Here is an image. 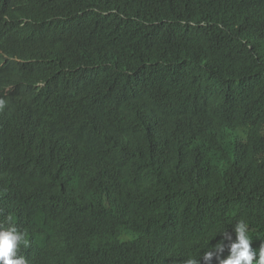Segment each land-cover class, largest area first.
<instances>
[{"label": "trees", "instance_id": "obj_1", "mask_svg": "<svg viewBox=\"0 0 264 264\" xmlns=\"http://www.w3.org/2000/svg\"><path fill=\"white\" fill-rule=\"evenodd\" d=\"M263 43L264 0L0 3V52L28 64L0 55V184L17 210L0 199V219L32 224L31 264H183L240 219L258 250Z\"/></svg>", "mask_w": 264, "mask_h": 264}, {"label": "clouds", "instance_id": "obj_2", "mask_svg": "<svg viewBox=\"0 0 264 264\" xmlns=\"http://www.w3.org/2000/svg\"><path fill=\"white\" fill-rule=\"evenodd\" d=\"M0 55L2 66L15 68L27 64L20 59H11L4 53L0 52ZM6 104H8L7 94L0 92V116L2 117L0 125L7 112L4 110ZM223 132L227 134L228 138L233 139L231 132L226 130ZM232 148H235V144L232 145ZM235 223L233 227L219 233L222 239L214 247L203 251L199 258L189 256L183 261V264H213V261L215 264H253L254 261L255 264H264V241H261L258 250L253 249L247 222L240 219ZM28 246L26 232L16 227L11 222V218H9L7 226L0 223V264H28V261L31 264L28 258L19 254L20 249L25 252ZM226 251L228 255L225 257Z\"/></svg>", "mask_w": 264, "mask_h": 264}, {"label": "bare ground", "instance_id": "obj_3", "mask_svg": "<svg viewBox=\"0 0 264 264\" xmlns=\"http://www.w3.org/2000/svg\"><path fill=\"white\" fill-rule=\"evenodd\" d=\"M6 2V0H0V3H5ZM68 22L69 21H71V19H68L67 20ZM49 24H56V23H49ZM250 24V23H249ZM253 26V25H252ZM61 30H65V28H63V29H61ZM65 31H67V30H65ZM228 33V32H227ZM226 36V35H225ZM230 43V42H229ZM264 44V43H263ZM219 54V53H218ZM234 63V62H233ZM26 65H28V64H26ZM239 66V65H238ZM235 69V68H234ZM249 70V69H248ZM248 79V78H247ZM42 86H43V84H41ZM253 85V84H252ZM11 90H12V87H11ZM250 92V91H249ZM7 106H9V107H11L12 105H9V104H6V107H5V109L4 110H8V112L9 111H11V109H9V108H7ZM1 113V112H0ZM9 113H12V112H9ZM18 114V111L16 110V109H14V115H17ZM0 118H2L1 116H0ZM159 121V117H157V116H153L152 117V119H151V123L152 124H157V122ZM227 124V123H226ZM167 127H162V126H160V127H158V128H155V129H152V133L154 134V135H157V136H160V137H162L164 134H165V130L164 129H166ZM16 149H15V146H14V151H15ZM20 152H21V150H20ZM48 163V165H50V163L49 162H47ZM260 166V165H259ZM40 172V171H39ZM4 173H5V171H4ZM3 173V171L2 172H0V178L2 177L3 178V176H2V174H4ZM7 173V172H6ZM40 173H42V172H40ZM4 179V178H3ZM17 179V178H16ZM17 182H19L18 180H17ZM222 185V184H221ZM6 186H4V185H1L0 184V199H1V201L4 203V204H6V205H8V206H10V207H12V208H14L15 209V203L13 202V200L11 199V197H6ZM25 196H28V195H25ZM47 199V198H46ZM46 199H44L43 198V200L44 201H47ZM25 203L28 205V206H30V207H32V209H34V210H36V209H38V208H40V200L39 199H37V197H31V196H29V197H25ZM15 211H17L16 209H15ZM9 218V215H2V217H1V219H0V222L1 221H6V219H8ZM17 218L19 219V221L21 222L23 219H22V217L19 215V214H17ZM32 229V224L30 223V225H29V227H28V229H25L24 228V230H25V232L27 233V232H29L30 230ZM31 246V243H29V246H28V248ZM50 249H52V248H50ZM19 254L20 255H24L25 256V258H28V255H27V253L26 252H23V251H21V249H20V251H19ZM51 258V256H48V258H47V261L49 260ZM48 263H51V262H48ZM28 264H30L29 263V261H28Z\"/></svg>", "mask_w": 264, "mask_h": 264}, {"label": "rangeland", "instance_id": "obj_4", "mask_svg": "<svg viewBox=\"0 0 264 264\" xmlns=\"http://www.w3.org/2000/svg\"><path fill=\"white\" fill-rule=\"evenodd\" d=\"M227 140L229 141V138H227Z\"/></svg>", "mask_w": 264, "mask_h": 264}, {"label": "water", "instance_id": "obj_5", "mask_svg": "<svg viewBox=\"0 0 264 264\" xmlns=\"http://www.w3.org/2000/svg\"><path fill=\"white\" fill-rule=\"evenodd\" d=\"M24 101L26 102L27 100L25 99Z\"/></svg>", "mask_w": 264, "mask_h": 264}]
</instances>
